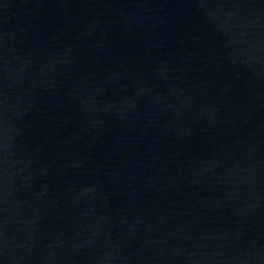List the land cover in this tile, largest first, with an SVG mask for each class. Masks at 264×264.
<instances>
[{"label": "water", "instance_id": "1", "mask_svg": "<svg viewBox=\"0 0 264 264\" xmlns=\"http://www.w3.org/2000/svg\"><path fill=\"white\" fill-rule=\"evenodd\" d=\"M0 264H264V0H0Z\"/></svg>", "mask_w": 264, "mask_h": 264}]
</instances>
